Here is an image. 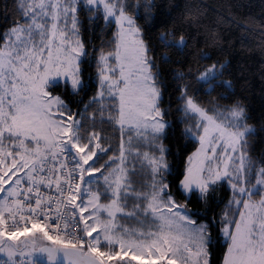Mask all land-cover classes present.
Here are the masks:
<instances>
[{
    "label": "snow or ice",
    "instance_id": "1",
    "mask_svg": "<svg viewBox=\"0 0 264 264\" xmlns=\"http://www.w3.org/2000/svg\"><path fill=\"white\" fill-rule=\"evenodd\" d=\"M83 2L89 10L103 5L104 19L114 18L118 25L114 51L99 57L100 89L92 102L101 104V121L103 101L109 99L116 115L108 120L122 130H135L140 138L150 132L153 140L159 139L169 124L160 107L159 72L153 71L155 60L142 29L126 14L122 0ZM78 3L17 0L20 19L0 32V253L7 256L0 264H210L209 225H198L186 204L175 200L166 182L164 146H156L158 156L141 153L133 149L130 137L127 147L121 141L119 155L97 167L111 145L103 144L94 123L91 129L85 127L83 119L53 96L61 77L74 92L83 83L80 62L87 52L79 39ZM158 39L164 48L187 47L185 37L176 39L171 31L159 33ZM110 59L116 61L115 68ZM161 59L167 63L169 58L165 54ZM223 69L224 64L213 63L197 79L214 90ZM219 84L231 87L229 81ZM180 98L183 112L199 117L195 131L185 132L200 145L188 157L180 190L205 199L215 185L227 181L233 190L230 203L242 204L244 210L239 219L225 214L223 264H264V195L259 201L251 199L264 192V166L256 167L247 155V137L254 129L246 123L245 109L239 103L231 106L225 125L186 86ZM88 119L95 122L96 114ZM135 161L150 170L148 191L136 187ZM102 197L109 202L102 204ZM129 200L135 203L126 211ZM103 213L107 219L101 218ZM118 214L151 216L158 228H125L115 222Z\"/></svg>",
    "mask_w": 264,
    "mask_h": 264
},
{
    "label": "trees",
    "instance_id": "2",
    "mask_svg": "<svg viewBox=\"0 0 264 264\" xmlns=\"http://www.w3.org/2000/svg\"><path fill=\"white\" fill-rule=\"evenodd\" d=\"M16 4L17 0H0V32L20 19ZM127 11L135 15L149 46V56L155 60L153 71L159 72L160 107L169 121L164 142L170 165L166 175L170 190L198 221L208 222L212 238L210 264H223L228 241L221 231L220 214L232 191L226 182L215 185L205 199L197 192L188 196L180 190L188 157L199 144L185 132L188 116L182 110L180 96L186 86L188 94L211 112L216 107L241 104L248 122L254 125L249 138L250 155L255 165L264 166V0H129ZM80 16L87 52L81 61L84 83L74 92L70 85L60 82L52 94L61 95L68 109L83 119L85 127L91 129L94 123L96 129L106 124L117 131L119 125L107 119L116 115L112 101L103 102V122L100 102H92L99 90V57L115 49L116 26L106 21L101 11L93 17L88 8L82 7ZM163 31H171L176 39L183 35L187 47L180 50L162 47L158 36ZM165 54L169 58L167 63L161 59ZM202 54L210 58L203 59ZM213 63L224 64V69L211 90L197 77ZM178 73L183 74L182 78H177ZM220 80L229 81L231 87L220 85ZM93 113L95 122L88 119Z\"/></svg>",
    "mask_w": 264,
    "mask_h": 264
},
{
    "label": "rangeland",
    "instance_id": "3",
    "mask_svg": "<svg viewBox=\"0 0 264 264\" xmlns=\"http://www.w3.org/2000/svg\"><path fill=\"white\" fill-rule=\"evenodd\" d=\"M128 1L129 0H122L123 6L125 8V12H126L127 15L133 17L135 22H136L135 15L131 14L129 11H127ZM82 7H85V8L89 9V7L83 2V0H80V3L77 4L76 16H77V28H78V33H79V39L83 42L82 33H81V27H80V23H81L80 10L82 9ZM100 11L104 15L103 5L95 6L92 10H90V16H93V17L97 16V15H99ZM108 22H113L115 24V26H116L115 34H116L117 30H118V25L116 24L115 19L114 18H110V20ZM136 25L138 26L137 22H136ZM71 26H72L71 25V19L69 18L67 27L69 29H71ZM72 38L75 39V37H72ZM143 39H144V37H143ZM84 46H85V44H84ZM105 54H107V53H105ZM82 59H83V57L81 58V61H82ZM108 64L111 67H113V68L116 67V61L114 59H110L108 61ZM81 69H82V67H81V62H80V79L84 83V79H83L82 74H81ZM116 76L117 77L119 76V72L118 71L116 73ZM98 81H99V78H98ZM60 82L65 83L63 77L60 78ZM83 83H82V85H83ZM99 89H100V84H99ZM189 95L192 96L191 94H189ZM53 96H59L66 104L65 99L61 95L53 94ZM106 100H109V99H105L103 102H105ZM200 106H202V105L200 104ZM230 107L231 106L216 107L215 110L212 111V112L208 111L205 107H203V108H205L208 111L209 115L216 116L217 117V121L219 123H223V124L227 125V124L230 123L229 112H228V109ZM220 113H223V115H219ZM245 114H246V111H245ZM186 116H188V118L186 119V126H185L186 129L187 128H192L193 131H195V125L199 122V117L196 116V115H193V114H188ZM77 119H79V118L77 117ZM164 120H166L168 122V124H169V121L165 118V116H164ZM246 123L248 125H250L254 129V125L252 123L248 122L247 117H246ZM99 127L100 128H96L95 130L100 132V134L105 138L104 141H103V144L105 146L111 145L112 151L108 152L107 155L103 156L97 165L100 166L101 164H103L108 159L109 156L119 155L118 149H119V146L121 144V141L123 140L125 142V146L127 147V142H128L130 137H131V143H132V146H133L134 150L138 149L141 153H149V155L158 156L160 153L157 151V147L156 146L159 145V144H162L164 146V148L166 149V151L164 152V156H165V159H166V161H167V163L169 165V162L167 160V146H166V144L164 142V136H165V133H166L168 127L165 129V133L157 140H153L152 139L150 132L149 133H144L143 134L144 138H140V137H138V135H137L135 130H129L127 127H125L123 130L119 127L117 131L115 129H112L110 127V125H106V124H101V126L99 125ZM193 137H195V136H193ZM249 138H250V135L247 137L248 143H247V146H246V151H247V155L252 160V157L250 155V150H249ZM6 143H7V141H6ZM199 147H200V145L198 144V147L192 153H194ZM192 153L190 155H192ZM141 159H142V157H141ZM135 162L137 164V175H136V178H135L136 182H137L136 183V187H137L138 190L148 191L149 189L147 188V185L151 183L150 170L148 169V167L146 165L144 167H141L139 161H135ZM186 167H187V165H186ZM256 167H260V166L256 165ZM169 170H170V165H169ZM93 179H95V177H93ZM166 182L169 184L167 179H166ZM223 182L227 183V181H223ZM223 182H219L217 185H219V184H221ZM252 182L253 183L255 182L254 179H253ZM227 185L232 191V196H231L230 200L222 207V210H221L220 219L222 221V228L224 227V217H225L226 213H227L228 217H230V218L239 219V212L244 210L242 204L236 205L234 203H230V201L233 200V190H232V188L230 187V185L228 183H227ZM248 186L250 187L251 185H248ZM169 187H170V185H169ZM172 194H173V196H174V198H175V200L177 201L178 204H185V203H180L177 200V198L175 197L173 192H172ZM0 195H2V194H0ZM187 195L189 196L190 194H187ZM261 195H264V192H257L256 194H254L252 196V198H251L252 201H259V199L261 198ZM236 198L237 199H242V200L248 199L247 196L241 197L239 195H237ZM100 202L102 204H107L109 202V199L107 197H102ZM134 203H135L134 201L129 200L128 201V208L126 209V211H131L132 210V206H133ZM187 208H188V210L191 213V218L193 220H195L198 225L199 224H207L208 225V222L206 220L198 221L196 219V216H194L192 214L190 208L189 207H187ZM101 218L102 219H107L106 213H103ZM140 221H143V223H141ZM115 222L118 225H123L125 228H128V229H136L138 231H145V232H147V231H156L157 228H158L157 223L153 221L151 216L144 217V216H141L139 214H138V216L136 218H130V217L124 216L123 214H118L117 219H116ZM208 231H209V229H208ZM0 257L7 258V256L4 253H0ZM209 261H210V255H209Z\"/></svg>",
    "mask_w": 264,
    "mask_h": 264
},
{
    "label": "built area",
    "instance_id": "4",
    "mask_svg": "<svg viewBox=\"0 0 264 264\" xmlns=\"http://www.w3.org/2000/svg\"><path fill=\"white\" fill-rule=\"evenodd\" d=\"M70 166V165H69ZM75 230V229H74ZM0 260H7V258H2V257H0Z\"/></svg>",
    "mask_w": 264,
    "mask_h": 264
},
{
    "label": "water",
    "instance_id": "5",
    "mask_svg": "<svg viewBox=\"0 0 264 264\" xmlns=\"http://www.w3.org/2000/svg\"><path fill=\"white\" fill-rule=\"evenodd\" d=\"M48 243H50V242H48Z\"/></svg>",
    "mask_w": 264,
    "mask_h": 264
}]
</instances>
